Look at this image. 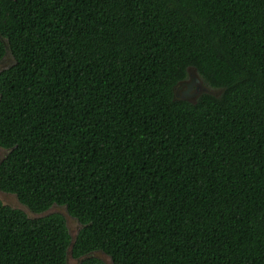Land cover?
I'll use <instances>...</instances> for the list:
<instances>
[{"label": "trees", "instance_id": "1", "mask_svg": "<svg viewBox=\"0 0 264 264\" xmlns=\"http://www.w3.org/2000/svg\"><path fill=\"white\" fill-rule=\"evenodd\" d=\"M0 264H264V0H0ZM194 68L219 94L175 98Z\"/></svg>", "mask_w": 264, "mask_h": 264}, {"label": "rangeland", "instance_id": "2", "mask_svg": "<svg viewBox=\"0 0 264 264\" xmlns=\"http://www.w3.org/2000/svg\"><path fill=\"white\" fill-rule=\"evenodd\" d=\"M14 63V58L12 56V54L10 53V51L8 50L7 54L0 60V71L4 68H7L9 67L10 65H12ZM192 72L191 75L189 76L188 78V82L184 83L183 85H181L180 88H177L176 90V93L179 97H181V95L186 92L187 96L186 98L188 100H195L198 96V94H195V91L197 89L198 86H196V83L192 84L191 86H193L191 89H188V83L191 81L192 77H196L197 75V78H198V81L197 83H199L201 86L202 85H205L203 83V80L201 78H199V75L196 73L195 69H193V71H190ZM221 92V90H215L214 93L216 94H219ZM0 154H1V158L6 154V150L4 149H0ZM0 198L3 200V202L5 204H9L13 207H16V208H22L24 210L27 211V213L31 216V217H35V216H39V215H45L47 213H52V212H60L62 213L66 220H67V225L69 227V230L71 232V234L73 235V238L76 237L77 233L79 232L80 230V227H81V224L80 222L73 216H71L67 209L63 206H58V205H54L52 206L48 211L42 213V214H34L32 213L25 205H23L19 199L17 198V196L15 194H12V193H7V192H3L0 190ZM94 255L102 258L107 264H113L112 262V259L110 256H108L107 254L99 251V252H94ZM78 262L77 259L73 258L71 256V254H69V263L70 264H76Z\"/></svg>", "mask_w": 264, "mask_h": 264}, {"label": "water", "instance_id": "3", "mask_svg": "<svg viewBox=\"0 0 264 264\" xmlns=\"http://www.w3.org/2000/svg\"><path fill=\"white\" fill-rule=\"evenodd\" d=\"M193 69L194 68H190L189 69V76L191 75V73L192 72H190V71H193ZM192 77V79H191V81L187 84L188 85V89H191L193 86H191L193 83L195 84L196 83V86H198L197 87V89H196V91H195V94H200V93H202V92H210V93H214L215 92V90L214 89H211V88H209L207 85H200L199 83H197V81H198V78H197V75H196V77H193V76H191ZM199 78H200V76H199ZM188 79H185V80H182V81H179L178 83H177V85L174 87V93H175V98H178V99H187L186 98V92H184L182 95H181V97H179L178 95H177V93H176V90H177V88H180L181 87V85H183L184 83H186V82H188L187 81Z\"/></svg>", "mask_w": 264, "mask_h": 264}]
</instances>
